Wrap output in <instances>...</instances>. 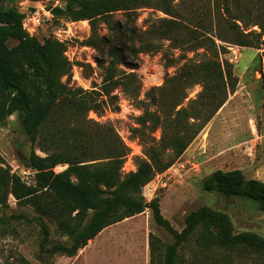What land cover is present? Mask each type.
Here are the masks:
<instances>
[{"label": "trees", "instance_id": "trees-1", "mask_svg": "<svg viewBox=\"0 0 264 264\" xmlns=\"http://www.w3.org/2000/svg\"><path fill=\"white\" fill-rule=\"evenodd\" d=\"M6 1L0 0V125L15 114L32 145L38 143L45 155L34 148L25 155L23 161L33 171L29 181L4 166L0 155V211L8 206L10 195L20 207L11 214L2 211L0 231L13 228V221L36 223L44 256H74L104 228L149 208L155 222L174 239L164 242L149 234L150 264H204L198 255L186 258L184 251L192 245L197 252L252 256L257 264H264V236L236 232L227 212L202 206L189 212L184 227L177 230L162 214L160 198L147 200L143 194V188L174 163L235 90L231 64L220 58L226 44L264 48V0H63L64 5L51 9L52 21L88 20L92 36L87 42L109 58L100 91L90 92L68 82L72 66L64 54L65 41L55 35L43 40L30 35L23 27L26 12L16 5L5 6ZM141 7H153L169 17L139 32L135 21ZM117 12L124 13L125 19H112ZM102 20L108 33L100 37ZM12 39L17 43L10 46ZM163 39L202 58L194 61L181 55L186 61L176 73L147 92L148 103L155 109H146L134 129L144 141L145 156L135 158V170L123 173L130 149L114 130L105 134L100 128L83 130L86 119L79 114L96 110L102 94L117 100L113 92L125 83L117 78L118 65L138 67L139 52L159 47L157 42ZM259 59L264 75V51ZM65 75L67 81L62 80ZM125 78L133 81L136 75L127 73ZM196 84L202 87L197 98L183 105L188 90ZM61 102L66 103L63 114L56 116ZM158 128L159 139L152 134ZM58 165L67 167L56 172ZM202 186L206 191L251 201L264 212V181L247 178L241 169H216L203 179ZM50 221L69 241H51ZM24 264L32 263L25 260ZM44 264L53 263L46 260Z\"/></svg>", "mask_w": 264, "mask_h": 264}, {"label": "rangeland", "instance_id": "rangeland-1", "mask_svg": "<svg viewBox=\"0 0 264 264\" xmlns=\"http://www.w3.org/2000/svg\"><path fill=\"white\" fill-rule=\"evenodd\" d=\"M178 1L175 0L176 3ZM57 3H60L61 6L64 5L63 0H8L5 6L16 5L28 16L35 11H38L40 15H45L46 10L51 11ZM162 17L169 16L153 7H141L137 10L135 24L138 31L141 32ZM112 19L124 20V13H115ZM62 28L70 29L69 34L62 32L61 36L68 38L64 42L66 44L64 54L72 66L69 84L82 88L84 92L100 91L109 58L102 56L96 47L87 42L92 36L88 20L70 21L64 19L58 22L57 20L52 21L48 17L31 33L43 40L48 36L55 35L56 37V32ZM254 28L257 29V27ZM106 33H108V25L102 20L99 23L98 34L102 37ZM16 43L17 41L13 39L9 41L10 46ZM135 43L136 45L140 44L138 40ZM157 43L160 44L159 47L139 52L138 67L129 68L123 64L118 65L117 78L124 79L125 83L113 92L117 95V100H111L102 94L98 96V100L102 102L96 110L91 109L86 113L79 114L80 119H86L83 123V130L100 128V132L104 134L108 130L111 132L114 130L119 139L130 149L123 164V173L135 170V158L145 156L144 141L141 139L140 133L134 129L140 126L138 117L143 115L146 109L149 111L155 109L152 104L148 103L147 92L153 87L164 85L167 76L176 73L186 61L181 55L192 57L194 61L202 58L201 54L194 51L187 52L170 46V42L166 39ZM226 45L227 50L220 53V58L231 64L236 82L235 90L229 92L223 106L174 163L166 171L158 173L143 188V194L147 200L156 196L160 198L162 214L177 230H182L185 225V216L189 212L202 206H210L227 212L233 221L236 232L254 231L264 236V212L260 211L255 203L240 197L224 196L214 191H206L202 186L203 179L216 169L238 168L247 178L264 181V75L259 59L264 48ZM127 73H134L136 78L133 81L127 80L125 78ZM67 78L68 76L65 75L62 80L67 81ZM201 89L200 84L190 88L183 105L186 106L190 99L197 98ZM141 101L146 102V105ZM64 105H66L64 102L58 105L56 116L63 114ZM68 117L71 118L70 114ZM8 119L7 124L0 125V155L3 165L29 181L33 171L24 165L25 155L33 148L41 156H44L45 152L38 143L32 145L15 114ZM68 120L73 122L71 119ZM92 132L90 131V133ZM152 134L159 139L161 129L158 128ZM96 157L102 156L97 155ZM66 167L67 165H58L54 170L59 172ZM7 203L8 206H4L2 210L7 214L20 209L12 195L9 196ZM26 209L31 215L34 214L32 208L26 207ZM146 210L137 220L111 230L112 234L119 237L125 229L139 230L137 259L135 260L137 264L142 261L150 264V247L144 254L142 248L143 233L141 228H144V221L147 220L148 224L144 229L149 230V234L153 233L164 242H173L174 240L166 229L155 222L151 209ZM48 224L51 229L52 242L69 241L67 235L61 233L54 222L50 221ZM12 226L13 228L10 226L11 228L6 232L0 231V264H24L25 260L32 264H44L46 260L52 261L53 264L59 263L60 256L58 254L47 258L40 252L42 235L38 224L13 221ZM117 241L125 245V242L118 239ZM119 248L116 246L113 249H108L107 254L110 258L106 257L105 259H103L102 253L92 250L87 256L88 261L90 264H120L119 257H123V255L121 252L119 256L117 252ZM197 249L194 245L187 247L184 251L186 258L191 259L198 255L203 259L204 264H214L213 254L217 253L216 256L219 258L216 264H257L252 256L239 258L234 254L228 255L226 252L202 249L197 252ZM121 257L120 259H122Z\"/></svg>", "mask_w": 264, "mask_h": 264}, {"label": "crops", "instance_id": "crops-1", "mask_svg": "<svg viewBox=\"0 0 264 264\" xmlns=\"http://www.w3.org/2000/svg\"><path fill=\"white\" fill-rule=\"evenodd\" d=\"M147 211V210H146ZM145 211V212H146ZM143 213H140L136 216L126 218L120 222H117L115 224H112L106 228H104L95 238L89 240L88 244L81 248L79 252L74 255V256H67V255H62L58 254L60 257L59 263H64V264H90V261H88V254L92 250H96L100 253H102L103 259L110 258L109 254H107L108 249H113L116 246H119L120 248L118 249V254L120 256V253L123 255L120 259V264H127V263H133L137 264L135 260L137 259L136 257V252L138 243H137V236L140 235L138 232L139 230L131 229H125L122 231V235L115 236L114 234L111 233V230L114 227L120 226L122 224H126L128 222H132L134 220H137V218L142 217ZM144 228L147 227V220L143 222ZM144 228H141L142 233H143V254L148 252L149 249V244H148V237H149V230H145ZM117 239L119 241L125 242V245L118 243ZM138 256V255H137ZM140 264H146L145 262L142 261Z\"/></svg>", "mask_w": 264, "mask_h": 264}, {"label": "built area", "instance_id": "built-area-1", "mask_svg": "<svg viewBox=\"0 0 264 264\" xmlns=\"http://www.w3.org/2000/svg\"><path fill=\"white\" fill-rule=\"evenodd\" d=\"M56 6H61V5H60V3H57ZM48 17L52 18V13L49 10H46L45 15H40V13L38 11H35V12L29 14L28 16L26 15V17L23 20V27L28 33L30 32L29 33L30 35H33L31 32H33L35 29H37L38 26H40L45 21V19ZM71 23L73 24L74 22H71ZM62 32H67L69 34L70 29L69 28H67V29L62 28V29L58 30V32H56V36L58 39H60L61 41L68 40L67 37H65V38L61 37Z\"/></svg>", "mask_w": 264, "mask_h": 264}, {"label": "water", "instance_id": "water-1", "mask_svg": "<svg viewBox=\"0 0 264 264\" xmlns=\"http://www.w3.org/2000/svg\"><path fill=\"white\" fill-rule=\"evenodd\" d=\"M23 163L27 168H30V163H28L27 161H24Z\"/></svg>", "mask_w": 264, "mask_h": 264}]
</instances>
